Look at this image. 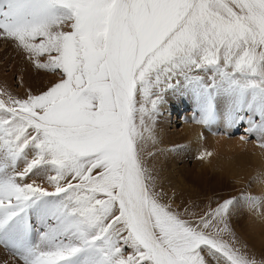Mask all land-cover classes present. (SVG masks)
<instances>
[{
    "label": "snow or ice",
    "instance_id": "1",
    "mask_svg": "<svg viewBox=\"0 0 264 264\" xmlns=\"http://www.w3.org/2000/svg\"><path fill=\"white\" fill-rule=\"evenodd\" d=\"M0 38L59 77L0 89V245L22 264H264L229 227L236 198L181 214L143 153L177 86L198 123L223 100L264 139V0H0Z\"/></svg>",
    "mask_w": 264,
    "mask_h": 264
},
{
    "label": "rangeland",
    "instance_id": "2",
    "mask_svg": "<svg viewBox=\"0 0 264 264\" xmlns=\"http://www.w3.org/2000/svg\"><path fill=\"white\" fill-rule=\"evenodd\" d=\"M17 47L15 42L0 38V89H5L14 96L24 98L23 90L28 85L22 84V82L29 66L33 71L36 84L43 83L49 87L56 82L59 78L57 75L43 69H36L34 66L32 68V62L27 59L23 51L21 56L24 60L21 69L19 72L15 71V64H17V58H19ZM186 91L177 92V89H168L163 93V101L159 105L154 123L155 146L153 145L147 150H145L146 146H143L145 161L149 153L152 154L149 157H156L154 164H158L157 159L162 158L160 161L162 166L157 171L159 177L157 185L161 189L166 187L169 192L166 193L163 189L165 191L163 201L168 200L166 203L175 209L177 197L183 193L187 196L185 200H188L187 206L189 208L192 204H197L198 209L208 210L209 206L214 207L217 203L226 199L236 198L234 207L230 212L243 216L248 211H255L260 213L264 219V206L259 204L250 207L251 204L243 199V197L251 196L258 198L261 202L260 196H264V194L259 192L264 193V190L261 189L257 192V189L261 185L264 188V178L261 179L259 174H257L258 176L253 174L244 176L241 174L252 168L253 161L251 157L254 155V149L264 154V147L260 146L261 143H264V139H257L258 134L246 132L245 127H249L246 123H230L231 125L228 123L224 126L222 121L227 115H224L226 111H222L223 107H226L223 100L217 102L218 115L221 116L220 124L216 122L209 126L198 123L200 113L196 110L197 104L193 96ZM171 108H174L175 111H172ZM186 127L200 129L199 137H195L200 138V141L193 142L188 139L187 133L184 131ZM160 133L164 134L163 141L157 138ZM236 141L238 143H235ZM154 148L155 150H153ZM205 151L212 153L211 156L207 157L208 163H205L204 159H198L201 153ZM231 164H234V169L238 172L235 177L228 176L226 172L221 173ZM256 165L259 171L264 170V160L259 159ZM205 169L206 171L203 172ZM33 178L38 183H42L49 191L53 190L43 177L36 176ZM233 216L235 220H229L230 227L234 223L241 231L249 227L250 223L248 221L243 222V218L241 219L237 215ZM242 246L244 247V245ZM256 257L259 259L264 258L263 254H258ZM0 264H22V261L12 250L0 245Z\"/></svg>",
    "mask_w": 264,
    "mask_h": 264
},
{
    "label": "bare ground",
    "instance_id": "3",
    "mask_svg": "<svg viewBox=\"0 0 264 264\" xmlns=\"http://www.w3.org/2000/svg\"><path fill=\"white\" fill-rule=\"evenodd\" d=\"M17 53H18V56H19V58H17V64H15V71H17V72H19V70L21 69V65L23 64V58H22V50L19 48V47H17ZM31 63V62H30ZM32 68H34L33 67V65H32ZM26 74H25V77H24V81L22 82V84H26V85H28V86H26V88L23 90V93H24V95H23V97H26L28 94H29V92H31V93H33V94H39L40 92H42V91H45V90H47V88H48V86H46L45 84H43V83H40V84H36V81H34V76H33V71H32V69H30V66H29V68L27 69V72H25ZM176 89H177V92L178 91H186L187 89L186 88H184L183 86H177L176 87ZM173 90V89H172ZM186 92H188V91H186ZM14 95V94H13ZM16 97H18V96H16ZM20 98V97H19ZM220 102V101H219ZM222 102V101H221ZM221 104V103H220ZM223 104H224V102H223ZM175 107V106H174ZM166 108H167V106H166ZM196 108V107H195ZM171 110L172 111H175V109L174 108H171ZM194 110V109H193ZM197 110V109H196ZM226 111V107L224 106L223 107V109H222V111ZM182 111V110H181ZM226 113H227V111H226ZM224 114V115H227V114ZM193 118V117H192ZM191 119V118H190ZM221 119V116L220 115H218V120H217V123L218 124H220V122L221 121H219ZM157 121V120H156ZM229 123V125H231L230 124V122H229V118H228V115H227V117L222 121V124L224 125V126H226L227 124ZM229 127H231V126H229ZM248 128V127H247ZM247 128L245 127V131L247 132ZM184 131H185V133H187V138L188 139H191V141H193V142H198V140L200 141V138H195L196 136H198V133H199V131H200V129H194V128H192V127H186L185 129H184ZM199 137V136H198ZM159 140H161V141H163L164 140V134L163 133H160V136L159 137H157ZM155 143V142H154ZM154 143L153 142H149V143H147V144H145V146H146V148H145V150H147V149H149V148H151V146H153L154 145ZM235 143H238L237 141L235 142ZM155 146V145H154ZM248 148H252V147H248ZM153 150H155V148L153 149ZM153 150H151V151H153ZM154 152V151H153ZM253 152H254V155L251 157V159H252V161H253V166H252V168L248 171V172H246V173H241V174H243L244 176H246V175H250V174H253V175H257V174H259L260 175V178L261 179H263L264 177H263V175H264V170L263 171H259V169H258V167H257V165H256V162L260 159L261 161L262 160H264V154H262L261 152H259V151H257V150H253ZM148 157H149V155L148 156H146V163H147V165L149 166V168H150V170H151V172L153 173L152 175L154 176V186H155V191L158 193V194H160L161 195V197H162V199L164 198V195H165V191H166V193L168 192L167 190H166V187L165 188H163V189H165V191H163V189H161L160 187H159V185H157V181H159V177H158V175H157V171L161 168V166L162 165H160V161H161V157L160 158H158L157 159V162H158V164H154V159L156 158V157H149V160H148ZM148 160V161H147ZM202 160V159H201ZM204 161H205V163H208V158H206V159H204ZM227 169H225V170H223L221 173H224V172H226V174H228V176L230 175V176H233V177H235V175L238 173L237 171H235V169H234V164H231L229 167H226ZM204 171H206V169L205 170H203V172ZM239 171V170H238ZM234 172V173H233ZM201 173H202V171H201ZM203 174V173H202ZM204 174H206V173H204ZM258 176V175H257ZM203 177V176H202ZM217 178H218V176H217ZM159 183V182H158ZM161 186V185H160ZM163 187V186H162ZM264 190V188H263V186L261 185L260 187H258V189H257V192L259 191V190ZM162 193H164V194H162ZM169 193V192H168ZM260 194H264L263 192H259ZM258 193V194H259ZM174 195V194H173ZM261 198V202L260 203H258L256 206H258L259 204L261 205V206H264V196H260ZM178 200H177V202H176V207H175V209L176 210H178V211H180L181 212V214H185V212H184V210L185 209H187V211H188V213H201V212H204V211H206V210H202V209H198V205L197 204H192L191 206H190V208H189V206H187V204H188V200L186 201L185 199H187V196L186 195H184L183 193L182 194H180L178 197ZM164 200V199H163ZM168 201V200H167ZM167 201H164L165 203L167 202ZM241 202V201H240ZM243 204V203H242ZM246 204V203H245ZM248 204H250V203H248ZM187 206V207H186ZM241 206V205H240ZM252 205H250V207H251ZM189 208V209H188ZM246 208V207H245ZM259 208H261V207H259ZM250 209V208H249ZM252 209V208H251ZM256 209H258V208H256ZM259 210H261V209H259ZM247 211V210H246ZM233 215H237L238 217H240L241 219L243 218V222L245 221H248L249 223H250V225H249V227L248 228H246L244 231H241L239 228H238V226H235L236 225V223H234L233 224V226L232 227H230L231 229H232V231L234 232V234H235V237H236V239L238 240V242H239V244L240 245H244V249L249 253V255H251L252 257H254V258H256L258 261L259 260H264V258L263 259H259V258H257L256 256H258V254H263V257H264V219H263V216L262 215H260V213H257V212H255V211H248V213H245L243 216H240V215H238V214H234V212H230V218H229V220L230 221H234L235 220V217L233 216ZM242 240H244V241H242ZM244 242V243H243Z\"/></svg>",
    "mask_w": 264,
    "mask_h": 264
}]
</instances>
